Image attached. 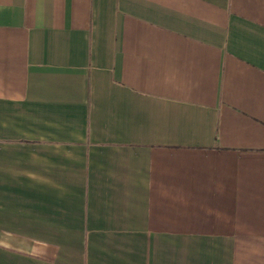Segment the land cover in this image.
I'll return each instance as SVG.
<instances>
[{"label":"crops","instance_id":"1","mask_svg":"<svg viewBox=\"0 0 264 264\" xmlns=\"http://www.w3.org/2000/svg\"><path fill=\"white\" fill-rule=\"evenodd\" d=\"M0 264H264V0H0Z\"/></svg>","mask_w":264,"mask_h":264}]
</instances>
